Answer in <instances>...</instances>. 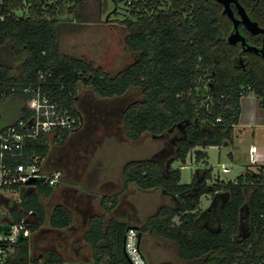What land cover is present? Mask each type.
Wrapping results in <instances>:
<instances>
[{
  "label": "trees",
  "instance_id": "16d2710c",
  "mask_svg": "<svg viewBox=\"0 0 264 264\" xmlns=\"http://www.w3.org/2000/svg\"><path fill=\"white\" fill-rule=\"evenodd\" d=\"M70 1L71 5L68 0H2L0 57L6 52L11 54L12 59L20 61L21 71L13 73L0 59V95L16 92L27 100L33 95L31 90L39 88L51 101L81 118L77 107L80 85L90 86L103 99L128 97L131 90H140L141 97L121 111L125 137L136 141L151 134L166 138L170 149L128 161L123 166V178L141 190L161 187L177 202L160 206L137 225L141 236L150 230L174 242L179 257L187 264H264L262 168L249 169L235 182L214 184L211 189L207 184L210 169H198L189 183H179L180 170L169 165L176 159L184 163L190 152L195 153L197 162L206 157L205 152L195 150L197 146L221 145L230 140L241 115V86L249 84L257 97L264 98V60L250 53L245 67L239 63L241 43L229 42L233 22L216 0H123L129 12L123 42L134 58L111 75L83 58L62 52L61 31L75 30L74 18L84 20L80 15L84 2ZM118 1L113 0L115 4ZM238 1L248 16L264 27V0ZM231 7L238 17L233 3ZM240 29L250 41L257 40L243 25ZM254 59L262 65L257 70L252 67ZM207 94L211 95L209 111L205 109ZM28 112L21 107V116ZM216 116L221 117L220 122L214 121ZM69 137L70 130L40 136L30 143L29 150L47 157L52 144ZM38 188L47 196L54 187L42 184ZM211 192V204L197 215L194 209L201 195ZM21 199L20 210L12 214L15 221L29 212L34 214L36 221L29 225L32 232L46 219L54 228L71 223L61 206H55L46 218L36 194H24ZM175 217L178 224L173 223ZM130 225L112 220L103 233L100 221L92 223L85 240L94 248L95 264H129L123 252V237ZM101 240L109 248L103 263H99L103 253H98ZM29 260L33 264L35 259L30 256L26 238L17 255L8 258L6 264H26ZM45 262L60 264L61 258L50 251Z\"/></svg>",
  "mask_w": 264,
  "mask_h": 264
},
{
  "label": "rangeland",
  "instance_id": "374dc122",
  "mask_svg": "<svg viewBox=\"0 0 264 264\" xmlns=\"http://www.w3.org/2000/svg\"><path fill=\"white\" fill-rule=\"evenodd\" d=\"M44 1L52 3L55 0ZM82 1L84 5L80 8V15L84 20L74 18L73 21L77 24V28L70 31H61L59 35L60 48L63 53L73 57L83 58L91 62L94 66H99L105 72L113 75L127 64H130L134 58L131 49L123 42V37L126 34L125 21L126 18L129 17L127 7L124 5L123 0H119L116 4L113 0ZM1 3L2 0H0V7ZM68 4H72L70 0H68ZM17 14L20 15L22 12L17 11ZM70 17L72 18V16ZM0 59L12 68L11 71L13 73L16 74L21 71L20 61L12 59L11 54L6 52L1 55ZM253 62V69L257 70L262 67L258 59H254ZM205 82L206 80H204L203 86L206 88ZM127 96L128 97L103 99L100 98L90 86L80 85L77 95V107L81 114L80 128L71 132L72 139L70 141L68 139L66 142H75V144H78L75 136L78 133L81 137L86 136L89 145L87 151H83V154L94 157L95 161L97 159V161H101V159H104V162L109 161V167L111 166V168H113L117 159H122L124 161L132 158H146L154 152L158 154V152L165 148L169 150L170 145L166 138H158L151 134H145L138 141L131 142L122 135L124 132L121 111L126 104L133 101L135 98L141 97L140 90H131V93ZM262 102H264V98L257 97L253 90H250V92L241 98L240 119L239 122L235 124L237 126H233L230 138L233 144L206 147L207 158L205 160L207 164L203 163V160H200L202 162H195L194 164L190 161L189 156L186 158V165L180 166V160L174 161L172 166L174 168L179 167L181 170L180 182H189L192 172H194L197 167L198 169L210 167L213 174L219 171L221 179L225 181L234 180L237 175L246 169V164L252 165V170L262 168V173H264V156L261 157L257 164H254L252 163L250 155L252 146H255L258 148V152L264 154V106H262ZM25 104L26 100L16 92L9 96L1 94L0 127L3 124L16 121L21 116V107L25 106ZM54 144L51 145L52 152L49 161L53 162L54 167L59 168L60 164L58 165L55 163V161H59L57 160L58 154L57 152L53 154V149L55 147L52 148V146ZM77 146L75 149L79 151V144ZM69 148L72 151L73 148ZM71 153L74 154L75 150ZM229 153L233 154L234 160L230 157ZM223 167L228 168L227 173L221 172ZM212 179L213 178L209 180L210 183H212ZM213 186L214 184L211 185V189ZM14 188L23 187L19 186ZM250 190L251 189L246 191V198H249ZM11 192H15L21 196L22 191L18 189L16 191L11 190ZM42 195L43 194H41V202L48 215L51 208L57 203V199L55 196L43 197ZM19 196L17 200L20 199ZM128 198L129 208H127L125 205L126 203H124L119 207L118 211L128 213L129 218H132V220H129V223H132L134 226L142 224L147 217L155 214L160 206H174L177 203L176 199L172 195L165 193L161 187L145 191L138 190L134 193H130ZM211 198L212 192L201 195L194 209L197 215L211 204ZM2 213L3 215L7 213V210L5 212L4 206H0V214L2 215ZM173 223H179L178 217L173 219ZM44 228H49L47 223L44 225L43 229ZM71 232L72 230L70 229H63L59 234H43V236L33 244V248L31 247L33 249V256H38L40 253L38 247L45 241L49 243V245L54 246L55 249L52 251L62 260L66 261L63 263L61 260V264H71V260L75 255H80L78 250L76 252L73 251L71 246H66V243L63 242L64 238H69V240H71L75 237ZM142 248L145 249V254L151 264H187L179 257L177 246L174 242L156 235L150 230L142 235ZM49 252L50 251L47 252V255ZM26 264H32V260H29ZM33 264L49 263H46L45 260L38 261L35 259Z\"/></svg>",
  "mask_w": 264,
  "mask_h": 264
},
{
  "label": "crops",
  "instance_id": "0c3cea01",
  "mask_svg": "<svg viewBox=\"0 0 264 264\" xmlns=\"http://www.w3.org/2000/svg\"><path fill=\"white\" fill-rule=\"evenodd\" d=\"M7 124H3L0 129ZM237 125H234L236 127ZM89 127V126H88ZM80 128L76 127L75 129L70 131H75L76 129ZM123 133V132H122ZM79 134V133H78ZM76 135L75 139L78 141L79 144V151H77L76 146L78 144H75V142H66L68 139L69 141L72 139L67 138L62 143H55L52 148L53 154L57 152L58 157L55 161L56 164H60V167H54L53 162L49 161L51 152L49 153V156L46 157L44 162V168L46 170H59L62 171V176L59 184L56 186H53L54 188L51 189V192L49 195H42L43 197H50L55 196L57 199V203L51 208V211L49 214H46V218L49 217L51 214L53 208L55 206H61L63 207L69 214L71 218V223L63 228H54L48 223V219L42 224V226H39L35 231L43 229L44 225L47 223L49 228L46 229H55L58 231H62L63 229H70L72 230L73 237L70 240V243H72L71 249L73 251H79L80 255H75V257L71 260V264H95L96 259L94 256V248L93 246L85 240V235L89 228L91 227L92 223L94 221H100L103 225V233L107 231V226L110 224L112 220H116L117 222H129V220L132 218H129V214L125 213L124 211H118L119 207H121L124 203L128 207L129 205V198L128 196L130 193H134L139 189V187L134 183H126L123 178V166L125 163H127L130 160L135 159H142L141 158H132L127 160L117 159L115 161V165L113 168H111L110 162H104V159H101V161H95L94 157L89 156L88 154H83V151L86 152L89 142L87 141V137H81L80 135ZM124 135V133L122 134ZM125 137V135H124ZM126 138V137H125ZM128 139V138H126ZM131 142L130 139H128ZM138 141V140H136ZM65 143V144H64ZM62 144V145H61ZM233 144L232 140H227L226 142L222 143L221 145H229ZM60 145V146H58ZM75 145V147H74ZM218 145V146H221ZM212 146V145H208ZM208 146H197L195 150H201L206 153V157L200 160H203V163L207 164L206 158H207V151L206 147ZM73 148L75 150V153L72 154L70 148ZM78 147V146H77ZM60 154H59V153ZM79 152V154H78ZM188 156L190 157V161L195 164V153L190 152ZM156 154V152L152 153L149 157H152ZM230 157L233 159V154L229 153ZM264 156V154L258 152V148H256V162L254 164H257L261 157ZM146 157V158H149ZM145 158V157H144ZM187 158V157H186ZM177 160V159H176ZM173 160L170 162L171 168L174 169L173 162L176 161ZM197 162H202V161ZM234 160V159H233ZM111 161V160H110ZM181 162V161H180ZM186 159L184 163H181L180 166L186 165ZM114 164V163H112ZM261 164V163H260ZM246 169L240 173L239 175H243L247 170H252V165L246 164ZM259 166V165H257ZM261 166V165H260ZM180 170L179 167H176ZM210 169V177L207 180V184L209 187H211L212 184H218L222 185L223 183H227L229 181L235 182L236 177L234 180H228L225 181L221 179L219 171L217 173H212V169L210 167H207ZM225 170L222 168V173H227L228 168L224 167ZM115 170V171H114ZM198 167L195 169L194 172H192L191 180L194 174L198 173ZM214 175V176H213ZM180 178H181V170H180ZM212 179V183L209 182V180ZM190 180V181H191ZM189 181V182H190ZM187 182V183H189ZM179 183H181L179 181ZM33 186V187H25L20 188L21 189V196L22 195H28V194H36L38 199L41 202V192L39 191V186ZM159 188V187H158ZM145 191V190H142ZM19 195L15 192H6L2 196H0V206H4L5 212L7 210V213H5V216L11 220H15L14 216L12 214L13 211H19L20 210V202H21V196L19 200H17V197ZM42 203V202H41ZM43 205V203H42ZM44 206V205H43ZM45 209V207H44ZM30 213V212H29ZM31 214V215H30ZM26 216H23L24 218L30 217V219L33 221H36V217L34 214L30 213ZM131 226V225H130ZM134 226V225H132ZM42 227V228H41ZM45 229V228H44ZM33 231V232H35ZM30 236L28 237L29 241ZM142 240V236H141ZM24 242V241H23ZM66 245H69L68 243ZM22 246V241L19 242L16 245V251L14 253V256L17 255V250ZM99 254L103 253V257L100 259L99 263H103L107 254L109 253V248L106 246V243L104 240H101L99 242ZM145 250V249H144ZM52 251V250H51ZM54 252V251H52ZM145 252V251H144ZM55 253V252H54ZM88 253V255H87ZM46 254H38L37 257L33 256V252H30V256L32 259H37L38 261L46 260ZM56 254V253H55ZM58 256V255H57ZM148 259V257H147ZM62 260V259H61ZM63 263L66 262L65 260H62ZM149 261V259H148ZM150 262V261H149ZM62 263V262H61ZM60 263V264H61ZM98 263V262H97ZM10 264V263H9ZM49 264H59V263H49Z\"/></svg>",
  "mask_w": 264,
  "mask_h": 264
},
{
  "label": "built area",
  "instance_id": "2783aa9c",
  "mask_svg": "<svg viewBox=\"0 0 264 264\" xmlns=\"http://www.w3.org/2000/svg\"><path fill=\"white\" fill-rule=\"evenodd\" d=\"M24 90L30 92L29 88ZM250 90L249 84L242 85L240 96L243 97ZM31 93L32 97L28 98L25 104V109L29 111L28 115L20 116L0 130V196L11 190L20 189L14 187L59 184L61 171L46 170L43 167L46 157L30 152L29 145L40 136H50L63 130L71 131L81 123L79 115L72 113L68 107L51 101L39 88L32 89ZM210 102L211 95L207 94L205 109L208 111ZM214 121L220 122L221 117L216 116ZM250 155L252 163H255L257 159L255 146L251 147ZM32 179L36 181L30 183ZM31 223L30 217H22L21 220L15 221L7 218L3 213L0 214V264H6V260L14 255L16 245L31 235L32 231L29 227ZM123 249L132 264H149L142 248L141 234L136 226L127 227Z\"/></svg>",
  "mask_w": 264,
  "mask_h": 264
},
{
  "label": "flooded vegetation",
  "instance_id": "af4514ba",
  "mask_svg": "<svg viewBox=\"0 0 264 264\" xmlns=\"http://www.w3.org/2000/svg\"><path fill=\"white\" fill-rule=\"evenodd\" d=\"M241 23H239L237 25V30L239 31V33L245 38V44L242 45L241 43V51H240V56L238 57V61L239 63H241L243 65V67H245V64L244 63H247L246 62V58H248V55L251 53L257 55V56H260V58L262 60H264V34L262 33H259V34H254V36H256L257 40L255 41H250L249 39H247L243 33V31L240 29L241 27ZM259 35V36H257ZM250 47V48H249ZM45 233H51L53 235L55 234H59L60 231L58 230H55V229H41V230H38V231H35V232H32L31 235H30V238H29V245H30V252H33V244H35V242L41 238V236H43V234ZM63 242H65L66 244L68 243L69 245H66V246H71L72 247V243H70V240L69 238H64ZM32 247V248H31ZM40 253L39 254H43L45 252H48V251H51L53 249H55L54 246H51L49 245V243L43 241L41 243V245L38 247Z\"/></svg>",
  "mask_w": 264,
  "mask_h": 264
},
{
  "label": "water",
  "instance_id": "95a60500",
  "mask_svg": "<svg viewBox=\"0 0 264 264\" xmlns=\"http://www.w3.org/2000/svg\"><path fill=\"white\" fill-rule=\"evenodd\" d=\"M216 1L222 4L224 12L228 15V17L233 22L234 31L228 36L229 42L236 43L237 41H240L242 45L245 44V38L237 30V25L239 23H241L247 31L253 34H259V33L264 34V27H261L257 21L251 19L248 16L245 8L239 3L238 0H216ZM231 3L235 5L237 13H238V17L234 15V10L231 7ZM35 181H36L35 179H32L30 180V183H34ZM123 243H124V237H123ZM123 252H124V249H123ZM126 258L129 264H132L130 259L127 256Z\"/></svg>",
  "mask_w": 264,
  "mask_h": 264
}]
</instances>
